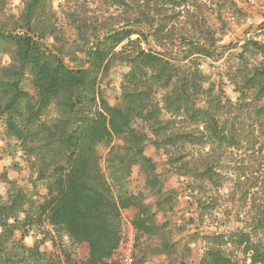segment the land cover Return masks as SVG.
I'll list each match as a JSON object with an SVG mask.
<instances>
[{
	"label": "trees",
	"instance_id": "16d2710c",
	"mask_svg": "<svg viewBox=\"0 0 264 264\" xmlns=\"http://www.w3.org/2000/svg\"><path fill=\"white\" fill-rule=\"evenodd\" d=\"M77 1L64 0L56 8L54 0H23L15 15L7 11L12 0H0V122L35 176L31 191L12 180L7 198L0 199V264L64 263L59 252L42 251L38 240L25 244L37 226H47L45 238L53 244L67 240L68 264H119L123 212L134 209L131 223L137 231L151 223L144 204L148 195L131 189L135 167L148 192L157 194L159 212L177 205L163 173L187 178L201 220L222 205L220 189L228 183L244 201L248 186L255 187L245 224L203 235L198 264H264V21L257 28L261 38L246 40L228 67L236 92L232 99L214 82L206 84L199 62L180 63L150 46L149 36L163 48L173 43L171 36L164 38L172 17L167 9L190 0H104L117 9L107 16L91 14L89 3ZM183 40V60L222 56L240 42L219 47L221 39L208 32ZM115 65L128 71L120 100L112 104L102 82ZM148 146L163 151V171L146 153ZM241 150L251 159L235 169H257L255 161L260 178L254 182L229 176L227 161ZM158 233L152 226L150 234L167 257L186 264L181 242L165 230ZM83 244L88 253L76 259Z\"/></svg>",
	"mask_w": 264,
	"mask_h": 264
},
{
	"label": "rangeland",
	"instance_id": "374dc122",
	"mask_svg": "<svg viewBox=\"0 0 264 264\" xmlns=\"http://www.w3.org/2000/svg\"><path fill=\"white\" fill-rule=\"evenodd\" d=\"M104 3H99V2ZM64 0H54L55 7ZM89 3V7L93 10L91 14L110 15L117 9L109 7L104 0H78L77 3ZM23 0H12L7 11L10 14L18 15ZM237 8L244 12L242 16ZM174 9V10H173ZM119 12V11H118ZM167 12L170 14L167 21V31L164 38L171 36L173 43L167 48L158 46L151 36L148 41L150 46L156 51L173 55L178 62H188L190 59L199 62V68L208 75L206 84L214 82L216 90L222 88L228 96L235 99L236 92L234 86L228 79V67L234 64L236 56L240 52V46L248 39H260V31L257 29L264 21V0H190L186 5L178 8L169 7ZM62 21L63 15L60 14ZM194 22V24H193ZM66 29L70 37H73L72 30L66 25ZM145 32L149 33V28L145 27ZM213 33L219 41V47L229 46L236 41H240L238 46L226 50L222 56L215 54L208 58L200 55H192L190 58L183 60L185 57L184 50L187 46L184 44L183 38H198L204 37L205 33ZM242 32L239 36L238 33ZM137 37L134 35L133 38ZM235 38V39H233ZM141 39H143L141 37ZM225 44V45H222ZM143 46H147L143 41ZM82 56V54L80 55ZM3 62H7V57L4 55ZM257 61L261 57L257 56ZM69 61L68 58H66ZM128 71V67L124 65H115L109 75L102 82L105 95L112 104H116L120 100L121 82L124 74ZM138 126V124H137ZM4 127L0 122V199L4 200L8 195L10 181L15 180L17 185L22 186L28 191L32 190V184L35 176L31 173L28 162L23 155V152L3 133ZM120 142V140H116ZM163 152V151H162ZM157 153L152 146L147 147L146 153L153 157L159 164L160 171L164 170L166 156L164 153ZM104 154V151H102ZM230 162L227 161L226 167L229 176L233 177L236 182L255 181L260 176L255 161L252 164L257 169L248 168L244 173H239L235 166L242 163L244 160L249 162L250 154L245 150H241ZM239 175V176H238ZM166 179V188L175 189L177 197V205L172 210L167 212H159L157 209L158 196L155 193H149L145 188L144 179L139 174L138 168L135 167L131 176V189L134 192L143 191L148 196L144 199V204L149 210L151 223L142 231H137L132 225V216L134 209L123 212L124 225L122 231L124 238L121 243L120 251H126L132 248L135 253L136 264H183L181 258L171 261L162 250L160 240L153 237L151 233L152 226H158L160 233L165 234L173 240H179L181 243L178 246L179 253L185 254L187 259L186 264H198L199 259L204 253V241L202 236L226 230L236 229L245 224V214L251 206V196L256 192L255 187L248 186L249 196L247 201L241 200L239 197L240 190L236 189L234 183H228L224 188L220 189L219 196L221 197L222 205L219 204L214 210L213 216H206L203 220L198 217L196 205L191 202L190 191L187 189L188 179L180 177L174 173H163ZM260 178V177H259ZM234 181V180H233ZM237 184V183H236ZM242 184V183H241ZM232 188V191L231 189ZM40 192H44L42 188ZM247 191V189H246ZM260 196V195H258ZM259 199V197H257ZM46 227H34L30 230L29 235L24 237V242L28 246H32L36 240L41 242V250L49 254L59 252L64 263L68 264L64 250L69 252L67 248V240L64 242L53 241L49 237L45 238ZM165 230V233H164ZM20 238V233H16V239ZM86 244L81 245L76 254V259L86 256L88 250H85ZM118 252L115 253V257ZM175 258V257H174Z\"/></svg>",
	"mask_w": 264,
	"mask_h": 264
},
{
	"label": "built area",
	"instance_id": "2783aa9c",
	"mask_svg": "<svg viewBox=\"0 0 264 264\" xmlns=\"http://www.w3.org/2000/svg\"><path fill=\"white\" fill-rule=\"evenodd\" d=\"M119 249L117 250L118 254L115 257L119 264H135L134 251L132 248L127 249L126 251H120Z\"/></svg>",
	"mask_w": 264,
	"mask_h": 264
},
{
	"label": "water",
	"instance_id": "95a60500",
	"mask_svg": "<svg viewBox=\"0 0 264 264\" xmlns=\"http://www.w3.org/2000/svg\"><path fill=\"white\" fill-rule=\"evenodd\" d=\"M19 32H20V30H17L14 33H19ZM240 34H242V32L238 33L237 36H239ZM105 35L106 34H101V37H104ZM233 39H235V38H233ZM222 45H225V44H222Z\"/></svg>",
	"mask_w": 264,
	"mask_h": 264
},
{
	"label": "crops",
	"instance_id": "0c3cea01",
	"mask_svg": "<svg viewBox=\"0 0 264 264\" xmlns=\"http://www.w3.org/2000/svg\"><path fill=\"white\" fill-rule=\"evenodd\" d=\"M85 250H88V247L86 246Z\"/></svg>",
	"mask_w": 264,
	"mask_h": 264
}]
</instances>
